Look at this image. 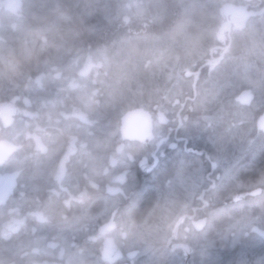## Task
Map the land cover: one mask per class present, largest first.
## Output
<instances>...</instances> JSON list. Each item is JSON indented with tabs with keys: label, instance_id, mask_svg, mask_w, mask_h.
I'll return each mask as SVG.
<instances>
[{
	"label": "flooded vegetation",
	"instance_id": "af4514ba",
	"mask_svg": "<svg viewBox=\"0 0 264 264\" xmlns=\"http://www.w3.org/2000/svg\"><path fill=\"white\" fill-rule=\"evenodd\" d=\"M213 1L168 93L152 0H0V264H205L211 224L213 264L258 260L216 228L262 208L264 239V0ZM136 47L149 74L109 76Z\"/></svg>",
	"mask_w": 264,
	"mask_h": 264
},
{
	"label": "rangeland",
	"instance_id": "374dc122",
	"mask_svg": "<svg viewBox=\"0 0 264 264\" xmlns=\"http://www.w3.org/2000/svg\"><path fill=\"white\" fill-rule=\"evenodd\" d=\"M84 0H72L73 6H78L80 3H82ZM193 3H187L184 5L181 12L184 14H190V18L194 17L196 22L199 21L201 18H203L202 15H198L197 13H203V15H209L212 14V8L213 6L209 7L210 4L214 3L213 0H193ZM132 4V1L129 2ZM152 3L156 6L151 7L153 10H156L157 13V22L159 21V18L164 13L162 11H165L164 4L162 3V0H152ZM168 4L172 5L174 8L176 5L173 2H169ZM183 6V3H182ZM181 6V8H182ZM143 5H140V8H142ZM148 12V10H146ZM156 17V16H155ZM263 23H264V19ZM264 27V26H263ZM175 33L178 37H180L179 40H173L170 39L167 35L159 36L157 39V45H156V66L157 70L162 74L164 83H167L169 85L168 93H176V89L179 87H183V76L182 72L184 71L183 68L185 64H182L180 62V57L182 54L186 52L190 47L188 43H186V38L188 37H194L195 33L192 35H187L184 31L185 29L192 30L188 27V25L184 24V19L181 21V23L177 24V22L174 25ZM197 30V28H195ZM260 32V31H258ZM264 35V32L259 36L262 37ZM170 47H173V50L170 49ZM163 59L167 60L166 63H163V67L158 64V62ZM188 66H185V68ZM133 83L131 82V85ZM258 183H261V179L257 181ZM222 210V209H221ZM223 211V210H222ZM222 211H213L210 214V217L213 218L212 222L217 219L218 214L223 213ZM214 214V216H213ZM260 218V217H258ZM258 218H249L246 220L247 222H238L237 224L232 223L229 225L226 223H221V227L218 229L216 228V234L218 238L221 240H224L227 242L228 245V254H231L229 258H233V253L238 254V258L241 260L246 254L249 252L254 253V257L258 258L256 261L252 257L253 264H264V248L260 249L256 245L259 244V241H261V244L264 246V239L262 237L256 236V232L254 230V227L261 229L259 224L260 220ZM239 225V226H238ZM166 226V225H165ZM236 229L235 233H232L234 228ZM213 225L211 224L208 227L207 232L211 231L213 232ZM204 234V253L201 258L203 259L205 264H213L214 257L213 252L210 247L214 246L213 238H207L206 233ZM255 236V237H254ZM259 237V238H256ZM221 249V248H220ZM222 250V249H221ZM206 251L209 253V256L207 255ZM248 257V256H247ZM242 261V260H241ZM161 260H156V264H161ZM171 263V260H170ZM177 264V263H176ZM179 264V263H178Z\"/></svg>",
	"mask_w": 264,
	"mask_h": 264
},
{
	"label": "bare ground",
	"instance_id": "6f19581e",
	"mask_svg": "<svg viewBox=\"0 0 264 264\" xmlns=\"http://www.w3.org/2000/svg\"><path fill=\"white\" fill-rule=\"evenodd\" d=\"M169 2L175 3V7L173 8L172 5L168 4ZM193 0H164L162 3L164 4L165 11L161 15V21L157 22L156 28V38L158 39L159 36L170 34L176 35L174 25L177 22V24L181 23V21L184 19V24L188 25V27L196 28L197 24L199 23H210L213 20V12L209 15H203V13H197L198 15H202L203 18H201L199 21L196 22L195 18H190V14H184L182 11L183 7L187 3H193ZM183 3V6H182ZM87 3L82 2L78 6L72 5V11L73 12H85V7ZM182 6V8H181ZM101 11L105 12L104 8H100ZM86 16L76 15L74 14L72 16V27L76 29V33L78 34V37L80 39L87 38V32L85 31L88 28L86 25L81 24V18H85ZM159 18V19H160ZM166 23H169L167 25V28L164 26ZM88 31V29H87ZM89 32V31H88ZM177 36V35H176ZM89 37V35H88ZM156 39V40H157ZM264 43V42H263ZM141 53V47H136L133 49L125 48L123 50L119 51H110L107 50L108 54V62L103 65V68L107 71V74L110 76L119 75L124 79V82L127 84L131 82L136 76L141 77L142 75L146 76L149 74V71L147 69H144L142 67H139L137 65V57ZM100 53H98L99 55ZM248 71L245 67L241 66L238 70L236 76L237 78H245L248 77ZM258 173L253 174V181L257 182L260 179V176H258ZM263 213L262 208H255L252 211V215L254 217H261ZM155 216L159 217L160 213L159 211H155Z\"/></svg>",
	"mask_w": 264,
	"mask_h": 264
},
{
	"label": "water",
	"instance_id": "95a60500",
	"mask_svg": "<svg viewBox=\"0 0 264 264\" xmlns=\"http://www.w3.org/2000/svg\"><path fill=\"white\" fill-rule=\"evenodd\" d=\"M202 223H203L202 220H201V221H197V222H195V223H194L195 228L200 229V228L202 227ZM176 224H177V223H176ZM178 246H181V248L184 249V250H185L186 247H187L186 245H182V244H181V245H178Z\"/></svg>",
	"mask_w": 264,
	"mask_h": 264
}]
</instances>
